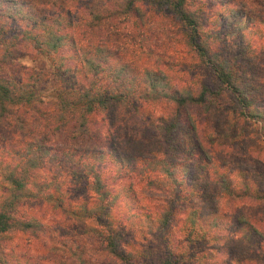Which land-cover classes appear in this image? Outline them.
<instances>
[{"label":"clouds","instance_id":"obj_1","mask_svg":"<svg viewBox=\"0 0 264 264\" xmlns=\"http://www.w3.org/2000/svg\"><path fill=\"white\" fill-rule=\"evenodd\" d=\"M262 115L264 0H0V264H264Z\"/></svg>","mask_w":264,"mask_h":264},{"label":"trees","instance_id":"obj_2","mask_svg":"<svg viewBox=\"0 0 264 264\" xmlns=\"http://www.w3.org/2000/svg\"><path fill=\"white\" fill-rule=\"evenodd\" d=\"M220 78L225 83H228L229 87H231V83L229 81V78L226 75L221 74V77ZM3 90L5 92H7V89L6 88H4ZM233 91L236 93V98L239 100V103L240 104H245V100H244L243 96L238 92V90L233 89ZM253 118H257V117L253 116ZM259 118L264 119V115L260 116ZM0 219H3V218H0Z\"/></svg>","mask_w":264,"mask_h":264}]
</instances>
